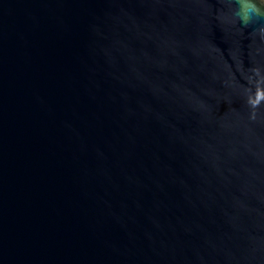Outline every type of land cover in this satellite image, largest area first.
Instances as JSON below:
<instances>
[{
  "label": "water",
  "instance_id": "1",
  "mask_svg": "<svg viewBox=\"0 0 264 264\" xmlns=\"http://www.w3.org/2000/svg\"><path fill=\"white\" fill-rule=\"evenodd\" d=\"M234 7L0 0V264H264V34Z\"/></svg>",
  "mask_w": 264,
  "mask_h": 264
},
{
  "label": "clouds",
  "instance_id": "2",
  "mask_svg": "<svg viewBox=\"0 0 264 264\" xmlns=\"http://www.w3.org/2000/svg\"><path fill=\"white\" fill-rule=\"evenodd\" d=\"M235 7L230 10L232 25L241 33L248 28L264 34V0H233ZM218 11L217 17L225 15Z\"/></svg>",
  "mask_w": 264,
  "mask_h": 264
}]
</instances>
